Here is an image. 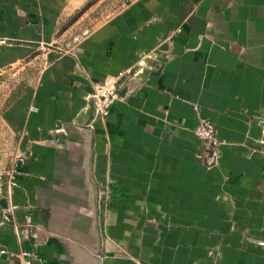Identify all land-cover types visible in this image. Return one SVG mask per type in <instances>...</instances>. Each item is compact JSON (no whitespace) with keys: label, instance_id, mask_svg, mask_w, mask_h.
Listing matches in <instances>:
<instances>
[{"label":"crops","instance_id":"obj_1","mask_svg":"<svg viewBox=\"0 0 264 264\" xmlns=\"http://www.w3.org/2000/svg\"><path fill=\"white\" fill-rule=\"evenodd\" d=\"M68 2L0 0V68L54 42ZM156 49L107 118L84 109L96 82ZM52 53L5 113L19 141L0 264H214L216 244L219 264L230 249L264 264V0H137L75 56ZM201 118L223 142L211 170L196 157ZM236 213L249 217L232 232Z\"/></svg>","mask_w":264,"mask_h":264},{"label":"rangeland","instance_id":"obj_2","mask_svg":"<svg viewBox=\"0 0 264 264\" xmlns=\"http://www.w3.org/2000/svg\"><path fill=\"white\" fill-rule=\"evenodd\" d=\"M137 0H69L62 14L58 17V30L54 42L46 44L41 52L36 53L30 58L22 60L17 65H7L0 68V188L8 173L12 171L17 158L18 137L11 131L5 118V113L12 105L22 97L26 91L34 87L44 70L54 63L49 56L56 53L60 58L75 56L77 47L84 40L88 39L92 32L98 27L108 24L115 16L120 15L125 9ZM181 32V30H178ZM19 43V42H13ZM42 47V46H41ZM159 48V47H158ZM158 50L147 54L146 60L140 61L136 68H128L119 71L108 80L96 82L93 90L85 97V110L92 111L99 115V106L113 92L117 95L115 102L121 99L120 92L130 86H138L148 80L147 69L150 62L157 59ZM111 106V107H112ZM102 107V105H101ZM111 112V108H110ZM110 115V114H109ZM108 115V116H109ZM104 119L108 116H103ZM210 121L201 118L202 121ZM90 126H88L89 128ZM200 141V148L197 152V159L204 168L211 170L217 167L220 159V146L223 142L218 139L217 132L213 143ZM232 206V205H230ZM249 217L244 214H230L233 231L237 229L240 220ZM257 217V216H256ZM259 216L257 218H260ZM264 230L263 228H257ZM216 231L213 232V236ZM226 235V234H224ZM249 241L253 238L249 235ZM254 241L264 249V239H254ZM230 251L229 264H256L249 259H243L236 253ZM209 258L214 264L221 262V252L219 244L211 248ZM134 264H141L139 260H134Z\"/></svg>","mask_w":264,"mask_h":264},{"label":"built area","instance_id":"obj_3","mask_svg":"<svg viewBox=\"0 0 264 264\" xmlns=\"http://www.w3.org/2000/svg\"><path fill=\"white\" fill-rule=\"evenodd\" d=\"M117 95L113 92L105 99V101L99 106V112L103 116H108L110 114V108L114 101L116 100ZM195 135L197 138L201 141L207 142V143H213L216 136V128L214 124L211 121H202L199 123L197 128L195 129ZM30 221V219H29ZM3 254L6 253L5 250L2 251ZM25 257L30 256L29 254L24 253ZM29 263V262H28Z\"/></svg>","mask_w":264,"mask_h":264},{"label":"water","instance_id":"obj_4","mask_svg":"<svg viewBox=\"0 0 264 264\" xmlns=\"http://www.w3.org/2000/svg\"><path fill=\"white\" fill-rule=\"evenodd\" d=\"M98 264H103L102 258L97 259Z\"/></svg>","mask_w":264,"mask_h":264}]
</instances>
